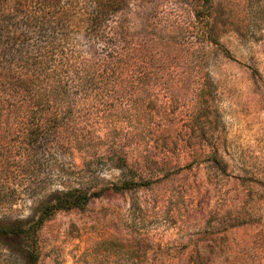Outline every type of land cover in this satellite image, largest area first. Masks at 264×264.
<instances>
[{"label": "trees", "instance_id": "16d2710c", "mask_svg": "<svg viewBox=\"0 0 264 264\" xmlns=\"http://www.w3.org/2000/svg\"><path fill=\"white\" fill-rule=\"evenodd\" d=\"M143 1L0 0L5 264H37L38 233L58 212L156 182L146 173L152 142L171 137L175 104L182 103L172 92L188 74L199 79L190 105L208 108L216 88L210 74H200L204 54L230 55L221 38L231 29L217 1L183 0L190 18L160 27L147 16L146 31ZM160 89L167 92L162 105ZM108 170L121 177L101 180ZM29 203L26 216L20 206Z\"/></svg>", "mask_w": 264, "mask_h": 264}, {"label": "rangeland", "instance_id": "374dc122", "mask_svg": "<svg viewBox=\"0 0 264 264\" xmlns=\"http://www.w3.org/2000/svg\"><path fill=\"white\" fill-rule=\"evenodd\" d=\"M216 1L230 55L204 54L200 74L216 88L208 108L190 105L199 79L188 74L172 92L182 103L171 137L152 142L146 173L156 182L58 212L38 233L37 264H264V0ZM143 2V31L147 16L160 27L190 18L183 0ZM166 94L158 90V105ZM120 177L108 170L101 180ZM31 204L20 206L26 216Z\"/></svg>", "mask_w": 264, "mask_h": 264}]
</instances>
